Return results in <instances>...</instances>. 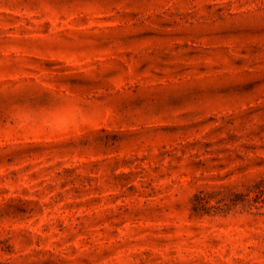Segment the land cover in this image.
Segmentation results:
<instances>
[{
  "label": "rangeland",
  "instance_id": "rangeland-1",
  "mask_svg": "<svg viewBox=\"0 0 264 264\" xmlns=\"http://www.w3.org/2000/svg\"><path fill=\"white\" fill-rule=\"evenodd\" d=\"M0 264H264V0H0Z\"/></svg>",
  "mask_w": 264,
  "mask_h": 264
}]
</instances>
